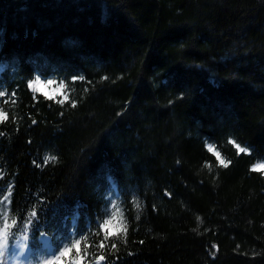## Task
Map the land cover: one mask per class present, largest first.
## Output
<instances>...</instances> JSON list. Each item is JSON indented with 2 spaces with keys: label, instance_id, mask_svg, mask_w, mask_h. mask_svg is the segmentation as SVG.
<instances>
[{
  "label": "trees",
  "instance_id": "trees-1",
  "mask_svg": "<svg viewBox=\"0 0 264 264\" xmlns=\"http://www.w3.org/2000/svg\"><path fill=\"white\" fill-rule=\"evenodd\" d=\"M0 65L9 246L89 235L115 184L102 264H264V0H0Z\"/></svg>",
  "mask_w": 264,
  "mask_h": 264
},
{
  "label": "rangeland",
  "instance_id": "rangeland-1",
  "mask_svg": "<svg viewBox=\"0 0 264 264\" xmlns=\"http://www.w3.org/2000/svg\"><path fill=\"white\" fill-rule=\"evenodd\" d=\"M2 69L3 65H0V72ZM49 81H52V83L49 84ZM28 84L31 85L35 93L41 92L62 100L68 97L69 88L67 83L57 78L43 79L36 77L29 80ZM0 91L4 92V95L0 96V112L4 113L10 92L1 86ZM208 145L218 155L220 161L226 162L225 157L220 153L215 143L208 141ZM236 145L239 144L236 143ZM262 165H264L263 158L255 163L256 168L264 170V167H261ZM9 211L8 198L0 196V245L6 248L9 247L7 235ZM125 228L126 219L120 203V193L117 186L111 184L105 192V203L99 213L96 226L92 230L94 232L90 234L99 236L101 239H107L110 236L124 232ZM89 235L87 233L79 234L73 230L70 236L65 239H58L56 243L48 237H44L42 246L38 249H32V247L20 241L12 247L13 250L18 246L24 247L25 245H27L28 250L22 256H13L9 264H102L101 256L87 247L86 243ZM61 253L66 254L61 255Z\"/></svg>",
  "mask_w": 264,
  "mask_h": 264
},
{
  "label": "snow or ice",
  "instance_id": "snow-or-ice-1",
  "mask_svg": "<svg viewBox=\"0 0 264 264\" xmlns=\"http://www.w3.org/2000/svg\"><path fill=\"white\" fill-rule=\"evenodd\" d=\"M52 81H49V84H51ZM4 92L0 91V96H3ZM6 114L3 112H0V121L5 120ZM33 123H35V121H33ZM237 148L239 149L240 152H245L247 151L246 148L240 147L239 145H237ZM47 159L52 160L55 159L54 157H48ZM221 163L223 164L224 161H221ZM225 167H227V165H224ZM261 167H264V165H262ZM33 216L36 215L35 212L32 213ZM23 227V225H22ZM101 247H103V245H101ZM28 250L27 245H25L24 247H16L15 250H13V248L11 246L9 247H4L3 245H0V264H9V261L11 260V258L15 255H24L25 252ZM66 253H61V255H65ZM100 259H103V257H101Z\"/></svg>",
  "mask_w": 264,
  "mask_h": 264
}]
</instances>
